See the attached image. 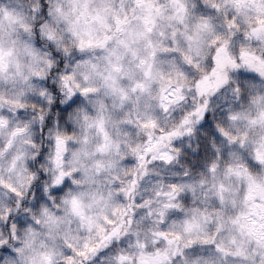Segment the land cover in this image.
<instances>
[{
    "label": "clouds",
    "instance_id": "obj_1",
    "mask_svg": "<svg viewBox=\"0 0 264 264\" xmlns=\"http://www.w3.org/2000/svg\"><path fill=\"white\" fill-rule=\"evenodd\" d=\"M0 264H264V0H0Z\"/></svg>",
    "mask_w": 264,
    "mask_h": 264
}]
</instances>
